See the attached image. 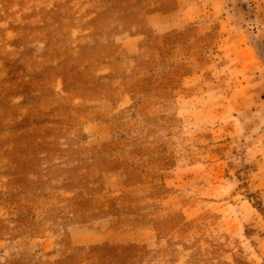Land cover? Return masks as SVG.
Instances as JSON below:
<instances>
[{"label": "rangeland", "instance_id": "obj_1", "mask_svg": "<svg viewBox=\"0 0 264 264\" xmlns=\"http://www.w3.org/2000/svg\"><path fill=\"white\" fill-rule=\"evenodd\" d=\"M0 264H264V0H0Z\"/></svg>", "mask_w": 264, "mask_h": 264}]
</instances>
